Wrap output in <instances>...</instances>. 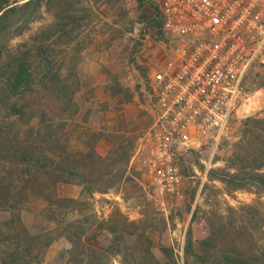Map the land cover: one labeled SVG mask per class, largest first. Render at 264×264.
I'll use <instances>...</instances> for the list:
<instances>
[{"label":"rangeland","instance_id":"rangeland-1","mask_svg":"<svg viewBox=\"0 0 264 264\" xmlns=\"http://www.w3.org/2000/svg\"><path fill=\"white\" fill-rule=\"evenodd\" d=\"M155 7L157 0H42L29 29L11 41L14 47L29 46L33 35L39 33L41 38L40 67L47 88L35 95L39 110L33 113L32 122L36 115L45 114L36 150L54 154L57 160L66 156L64 151L72 158L73 153H86L93 147L104 162L93 175L85 171L83 179L90 188L85 190L77 181L49 174L47 180L38 179L32 186L0 156V264L5 257H14V264H134L135 260L146 264L141 256L132 260L129 250L115 256L109 248L112 240L99 225L116 211L139 227L137 233L145 232L157 259L163 257L159 248L163 246L177 264H199L184 253L190 218L196 210L195 242L204 224L214 229L218 239L224 235L231 241L241 239L245 250L264 259V189L232 190L208 180L211 170H231L247 152L264 143V121L245 122L264 116L260 86L264 66L247 75L248 96L219 138L206 136L198 147L177 157L183 177L181 191L164 198V211L137 159L132 158L152 120L150 76L164 61L165 38L155 25ZM0 116L8 120L5 114ZM128 146L133 149L123 163L122 150L128 153ZM89 157L86 154L81 160L87 163ZM15 180L21 184L13 198L6 186ZM106 182H112L111 188L101 192ZM43 183H48L45 189ZM80 245L102 250L82 249L78 255Z\"/></svg>","mask_w":264,"mask_h":264},{"label":"built area","instance_id":"built-area-1","mask_svg":"<svg viewBox=\"0 0 264 264\" xmlns=\"http://www.w3.org/2000/svg\"><path fill=\"white\" fill-rule=\"evenodd\" d=\"M164 61L150 76L152 120L136 158L164 211L181 191L177 157L218 139L248 94L246 77L264 66V0H157Z\"/></svg>","mask_w":264,"mask_h":264},{"label":"trees","instance_id":"trees-1","mask_svg":"<svg viewBox=\"0 0 264 264\" xmlns=\"http://www.w3.org/2000/svg\"><path fill=\"white\" fill-rule=\"evenodd\" d=\"M137 1L141 2V0ZM41 5L42 0H0V113L5 114L8 119L2 121V116H0V156L4 155L8 159L9 164L15 170V175L22 179L27 177L25 181L32 186L38 179L47 180L45 177L46 174H49L59 175L64 179L63 181H77L76 184L89 190L88 180L83 179L85 171L89 169V174L93 175L102 169L104 162L93 147L86 153H73L75 160L73 157H69L67 151L63 152L67 153L66 156H61L56 160L54 154L46 155L36 150L37 145L41 142V133L44 131L45 114L42 113L43 116L36 115V121L32 122L33 113L39 110L35 95L47 88L43 82L40 67L41 38L39 33L33 35L32 43L29 46L20 44L14 47L11 45V41L29 29L28 24L38 17ZM155 11L158 19L155 25L159 28L162 36V20L157 7H155ZM260 86L264 89V79L260 82ZM50 87L53 88L55 85L51 84ZM248 121L262 122L264 116L260 120L247 118L245 122ZM47 122L50 120L47 119ZM50 138L52 140L51 136ZM44 143L52 145V141ZM126 149L129 151L128 153L125 148L122 150L121 160L124 161L123 163L127 162L133 146H128ZM86 154H90V160L87 163L81 160L82 156ZM93 156L97 162L94 161ZM230 168L231 170L229 168L211 170L208 180L219 181L232 190L244 189L248 186L264 189V143L256 145L251 152H247L243 159L237 161V164ZM59 179L57 178V180ZM98 179L101 180V177ZM97 182L99 181L94 183ZM18 183L21 184V181L15 180L14 183H10V186H6L13 198L17 195ZM106 183L108 184L102 188L101 192L111 188L112 182ZM46 184L48 183L42 184L44 189ZM197 216L198 211L196 210L190 218L184 247L186 256L195 257L199 264H264L263 257L260 258L253 250L244 249L243 240L231 241V238L226 235L218 239L219 236L216 235L214 229H209L204 224H202V229L198 230L199 233L201 232V236L198 238L199 242H195L192 237V227ZM101 222L100 229L109 236V240H112L109 248L115 256H122L124 250H129L132 260L141 256L140 258L146 264H177L172 252H166L167 249L163 246L159 247L163 257L155 258L150 250L149 237L144 231L137 233L139 227L120 212H113L109 218ZM78 238V241L81 242L80 236ZM68 240L74 242L71 237ZM141 242H147V244ZM195 248L201 250L203 254L197 253ZM82 249H89L90 252L95 249L102 250L98 246L89 245L87 248L80 245L78 255L83 253ZM24 252L29 253L26 249ZM135 261L134 264H139ZM10 262L14 264L15 258L5 257L1 260V264Z\"/></svg>","mask_w":264,"mask_h":264}]
</instances>
